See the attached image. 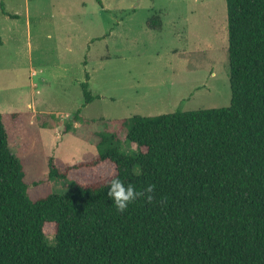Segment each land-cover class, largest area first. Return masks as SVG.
Instances as JSON below:
<instances>
[{"label": "trees", "instance_id": "trees-1", "mask_svg": "<svg viewBox=\"0 0 264 264\" xmlns=\"http://www.w3.org/2000/svg\"><path fill=\"white\" fill-rule=\"evenodd\" d=\"M227 7L231 105L115 121L137 152L123 149L118 132L99 135L91 160L63 168L50 157L49 180L89 177L66 193L30 199L0 113V264H264V0ZM82 88L90 104L89 82ZM113 178L153 186L152 202L118 212L107 195Z\"/></svg>", "mask_w": 264, "mask_h": 264}, {"label": "rangeland", "instance_id": "rangeland-1", "mask_svg": "<svg viewBox=\"0 0 264 264\" xmlns=\"http://www.w3.org/2000/svg\"><path fill=\"white\" fill-rule=\"evenodd\" d=\"M102 2L0 0V113L33 201L88 182L83 170L49 180V159L91 160L101 133L120 132L136 153L115 121L231 105L227 0ZM86 82L95 100L85 105ZM79 110L84 120L64 135ZM45 231L55 243L54 225Z\"/></svg>", "mask_w": 264, "mask_h": 264}, {"label": "clouds", "instance_id": "clouds-1", "mask_svg": "<svg viewBox=\"0 0 264 264\" xmlns=\"http://www.w3.org/2000/svg\"><path fill=\"white\" fill-rule=\"evenodd\" d=\"M153 186L149 185L144 191H139L134 185L125 184L120 178H113L109 182L107 195L112 201L113 206L120 213H124L130 204L137 199L145 198L149 203L152 202Z\"/></svg>", "mask_w": 264, "mask_h": 264}, {"label": "crops", "instance_id": "crops-1", "mask_svg": "<svg viewBox=\"0 0 264 264\" xmlns=\"http://www.w3.org/2000/svg\"><path fill=\"white\" fill-rule=\"evenodd\" d=\"M4 117H5V116H4ZM58 127H59V126H56V127H52V128H50V129L55 130L56 132L59 133L60 129H58ZM64 135H65V134H64Z\"/></svg>", "mask_w": 264, "mask_h": 264}]
</instances>
